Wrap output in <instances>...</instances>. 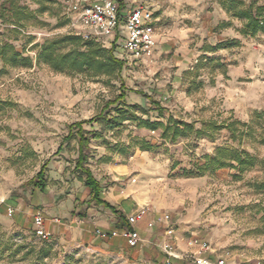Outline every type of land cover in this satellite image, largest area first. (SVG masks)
<instances>
[{"label": "rangeland", "instance_id": "obj_1", "mask_svg": "<svg viewBox=\"0 0 264 264\" xmlns=\"http://www.w3.org/2000/svg\"><path fill=\"white\" fill-rule=\"evenodd\" d=\"M4 1L0 0V42L24 52L32 59V67L9 68L0 62V198L28 195L32 186L27 182L43 165L45 178L51 168L58 171L64 162L74 175L75 143L70 140L67 147L62 140L75 122L97 119L100 114L109 119L116 116V109H123L124 117L150 121L158 115L163 123L171 113L175 120L193 124L194 130L203 122L238 121L250 126L240 127L247 133L241 141H233L225 129L212 139H196L191 133L173 142L163 141L156 133L139 129L137 121L123 122L115 133L128 143L126 152L131 157H143L139 150L145 143L150 145L147 158L155 168L149 171L152 178L144 193L152 197L147 201L161 207L164 221H170L171 214L191 219L187 239L192 238L197 248L207 241L214 260L264 264V235L259 231L264 190L258 186L264 181V171L256 166L241 174L240 180L231 177L239 174L231 169L199 178L183 175L194 167L195 159L214 158L219 147L264 159V118L251 122L255 111H264V32L243 35L246 20L240 18V12L247 11L258 21L264 20V0H85L87 4L116 2L127 8L141 5L155 17L151 56L134 63L114 45V55L124 65L110 81L86 72L57 73L36 63L38 48L33 45L68 33L79 35L69 29L62 1L16 0L33 14L21 22L24 28H18L9 13H2ZM227 41V48L214 50ZM121 94L124 99L104 108ZM95 127L103 130L101 124ZM103 134L109 137L107 131ZM35 229L34 223L25 229L0 223V264L118 263L61 234L43 239ZM193 258L183 257L181 262L194 264Z\"/></svg>", "mask_w": 264, "mask_h": 264}, {"label": "crops", "instance_id": "obj_2", "mask_svg": "<svg viewBox=\"0 0 264 264\" xmlns=\"http://www.w3.org/2000/svg\"><path fill=\"white\" fill-rule=\"evenodd\" d=\"M69 29L75 30L79 35L90 32L78 24L70 25ZM167 116L175 118L171 113ZM157 118L158 115L154 121ZM86 125L83 124L82 129L87 133L101 132L100 127H95L99 123H90L89 127ZM119 130L120 128L107 131L109 137L103 134L102 139L90 141L86 165L99 183V198L112 209L96 205L92 200L93 193L78 181L79 174H71L68 171L69 164L64 162L58 171L55 167L50 169L51 174L46 178L49 184L44 191L32 186L28 195L13 198L3 195L0 198V223L25 229L33 225L36 216H41L44 231L48 235L61 234L72 243L117 259V264H164L168 259L164 247L168 245L177 256L170 260L172 264H182L183 257L193 258L199 254L215 261L210 249L201 253V245L208 244L207 241H202L197 248L191 241L192 238L187 239L186 232L192 229L191 219H181L178 214H171V220L164 221L161 207L147 201L152 197L144 192L149 188L152 178L149 171L154 170L155 164L147 158L146 151L139 150L143 157L138 158L136 154L129 156L126 152L128 143L118 139V133H115ZM75 132L76 129L71 131L75 136L72 140L78 156V138ZM68 134L69 128L62 140L67 147L70 143L65 140ZM148 161L151 164H147ZM74 168L75 162L72 171ZM131 216L138 218L129 228L127 219ZM126 229L136 232L139 237L133 247L121 236V232ZM97 230L119 234L99 238L95 233Z\"/></svg>", "mask_w": 264, "mask_h": 264}, {"label": "trees", "instance_id": "obj_3", "mask_svg": "<svg viewBox=\"0 0 264 264\" xmlns=\"http://www.w3.org/2000/svg\"><path fill=\"white\" fill-rule=\"evenodd\" d=\"M41 4L46 0H35ZM2 13H9L10 18L15 20V25L18 28H24L22 21L33 18V14L26 8L19 7L16 0H6L1 5ZM44 9H38V12H42ZM240 18L246 20L245 27H243L241 33L243 35L250 34L255 35L257 31L264 32V20L258 21L257 16L250 15L247 11L240 12ZM230 43H219L214 47V50H220L227 48ZM33 48H38V52L35 58L36 63H41L48 66L50 69L57 73L67 74H80L88 73L92 78L105 77L109 81L116 79L120 74L124 63L117 59L114 55V48L105 49L100 44L93 40L84 39L80 35L68 33L57 39L51 41H43L40 44H35ZM0 62L4 67L9 68H22L30 69L32 67V59L28 56H24V52L19 51L13 45L9 43L0 42ZM148 98L147 96H145ZM124 99V95L121 94L113 101L108 102L104 108L116 104L119 100ZM130 109L135 108L129 106ZM157 110L162 111L160 107ZM116 116L108 119L107 115L100 114L97 119H90L89 121H79L70 125L69 134L65 140L70 141L75 136L71 133L73 129H76V137L78 138V156L75 161L74 171L78 173V181L88 188L92 193V200L96 205L103 206L106 209H112V207L105 201L99 198V183L94 179L90 169L86 166L89 160V144L91 140H100L103 137V132L111 131L123 126V122L137 121L138 128L144 129L148 133H156L158 137L163 141L173 142L180 137H186L188 134L194 133L196 139H212V136L218 131L225 129L230 133V138L235 141H241L247 134L241 128L249 129V125L240 124L238 121L231 123H222L217 125L213 121L203 122L200 129L194 130L193 124H189L183 121H177L172 116L167 119L166 123L150 119H138L136 116H126V112L123 109H116ZM161 117V116H160ZM264 118V111H255L252 115L251 122L258 121ZM99 123L103 126L101 132H85L82 129L83 124ZM241 127V128H240ZM264 145V140L262 141ZM142 151H151L149 144L145 143L141 148ZM60 152V148L57 153ZM202 161L204 162L202 165ZM176 163H174L175 166ZM260 167L264 171V159L256 160L247 154H243L237 150L219 147L215 150V157L203 156L201 159H195L194 167L188 171H184L185 178H199L205 176L209 172H213L221 169H231L238 171V175H231L233 179L240 180L241 174L248 172L255 168ZM45 165L37 172L35 177L27 182V185L33 186L40 191H44L47 179L44 177ZM259 189L264 190V181L259 183ZM262 216L260 217V229L259 231L264 235V207H260Z\"/></svg>", "mask_w": 264, "mask_h": 264}, {"label": "built area", "instance_id": "obj_4", "mask_svg": "<svg viewBox=\"0 0 264 264\" xmlns=\"http://www.w3.org/2000/svg\"><path fill=\"white\" fill-rule=\"evenodd\" d=\"M65 4L66 17L71 25L78 24L90 32L80 34L84 39L93 40L109 48L116 46L115 50H120L121 55L130 58L134 63L148 59L155 46V17L152 12L141 5L125 7L116 2H104L98 4H87L85 0H60ZM126 32V36H123ZM122 41V43L120 42ZM137 216L127 219L128 227L131 228ZM167 219V218H166ZM35 233L39 237L46 239L48 234L44 231L43 218H34ZM96 236L106 238L117 236L118 232L110 234L97 230ZM121 236L126 239L129 246H135L139 240L136 232L126 229L121 232ZM209 245H201V253L208 252ZM168 257L164 264H172L171 259L177 258L173 253V248L165 247ZM194 264H225V261L217 259L215 261L203 257L201 254L194 257Z\"/></svg>", "mask_w": 264, "mask_h": 264}]
</instances>
